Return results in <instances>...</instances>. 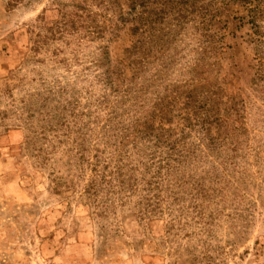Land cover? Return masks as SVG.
Masks as SVG:
<instances>
[{"label":"rangeland","instance_id":"obj_1","mask_svg":"<svg viewBox=\"0 0 264 264\" xmlns=\"http://www.w3.org/2000/svg\"><path fill=\"white\" fill-rule=\"evenodd\" d=\"M0 264H264V0H0Z\"/></svg>","mask_w":264,"mask_h":264}]
</instances>
